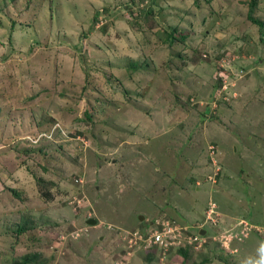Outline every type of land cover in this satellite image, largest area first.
<instances>
[{
    "label": "rangeland",
    "instance_id": "1",
    "mask_svg": "<svg viewBox=\"0 0 264 264\" xmlns=\"http://www.w3.org/2000/svg\"><path fill=\"white\" fill-rule=\"evenodd\" d=\"M163 215L185 230L128 256ZM15 263L264 264V0H0Z\"/></svg>",
    "mask_w": 264,
    "mask_h": 264
},
{
    "label": "built area",
    "instance_id": "2",
    "mask_svg": "<svg viewBox=\"0 0 264 264\" xmlns=\"http://www.w3.org/2000/svg\"><path fill=\"white\" fill-rule=\"evenodd\" d=\"M215 153V149L211 152V154ZM213 167L215 169V175L218 171V166L216 165V161L213 160ZM216 165V167H215ZM77 182H81V179H76ZM216 207V204L213 202H208L207 209H208V215L210 216L213 212L214 208ZM247 229H250L251 226L244 222ZM185 230V226L178 225L176 222H171L170 220L166 219V216H161L160 218H155L150 222H146V225H144V228L142 227L140 229H132V230H123L120 231L121 239L122 241H125L127 245V251L126 254L130 256L134 251L135 247L142 246L144 248H152L155 244H163V245H172L167 241L169 237L172 236L173 238V232L175 231L177 233H180L181 231ZM201 231H204L203 229H200L197 234H186V236L181 239L178 243L181 241L183 242L182 245H185L184 242L187 241L188 243H191L189 245H192L193 247H199L203 242L204 234L201 233ZM205 239V238H204ZM229 242V240H228ZM125 246V245H124ZM126 247V246H125ZM171 247V246H168Z\"/></svg>",
    "mask_w": 264,
    "mask_h": 264
},
{
    "label": "water",
    "instance_id": "3",
    "mask_svg": "<svg viewBox=\"0 0 264 264\" xmlns=\"http://www.w3.org/2000/svg\"><path fill=\"white\" fill-rule=\"evenodd\" d=\"M88 222L91 224H95L96 221L94 219H90Z\"/></svg>",
    "mask_w": 264,
    "mask_h": 264
},
{
    "label": "clouds",
    "instance_id": "4",
    "mask_svg": "<svg viewBox=\"0 0 264 264\" xmlns=\"http://www.w3.org/2000/svg\"><path fill=\"white\" fill-rule=\"evenodd\" d=\"M92 219H93V217H92ZM89 220H90V219H89ZM94 220H95V219H94ZM95 221H96V220H95ZM96 223H97V221L95 222V224H96ZM95 224H91V223H90V225H92V226H94Z\"/></svg>",
    "mask_w": 264,
    "mask_h": 264
},
{
    "label": "trees",
    "instance_id": "5",
    "mask_svg": "<svg viewBox=\"0 0 264 264\" xmlns=\"http://www.w3.org/2000/svg\"><path fill=\"white\" fill-rule=\"evenodd\" d=\"M180 250H183V251H185V248H184V249H180ZM15 264H19V263H15Z\"/></svg>",
    "mask_w": 264,
    "mask_h": 264
},
{
    "label": "crops",
    "instance_id": "6",
    "mask_svg": "<svg viewBox=\"0 0 264 264\" xmlns=\"http://www.w3.org/2000/svg\"><path fill=\"white\" fill-rule=\"evenodd\" d=\"M198 184H199V183H198ZM196 185H197V183H196ZM196 189H199V188L196 187ZM100 237H101V236H100Z\"/></svg>",
    "mask_w": 264,
    "mask_h": 264
}]
</instances>
